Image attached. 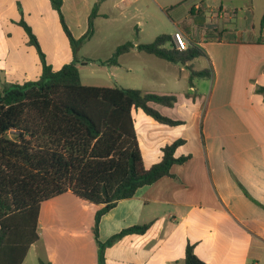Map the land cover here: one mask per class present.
Instances as JSON below:
<instances>
[{
	"label": "crops",
	"instance_id": "obj_1",
	"mask_svg": "<svg viewBox=\"0 0 264 264\" xmlns=\"http://www.w3.org/2000/svg\"><path fill=\"white\" fill-rule=\"evenodd\" d=\"M97 2L62 0L60 11L74 39L87 33ZM197 5L202 6L200 11L195 10ZM263 14L264 0H105L99 5L92 38L75 50L50 0H0V93L4 87L39 80L42 56L55 71L78 61L81 82L89 86L81 70L97 62L82 61H105L127 41L141 44L138 39L154 20L163 23L166 18L185 40L194 29L201 30L193 43L205 51L201 58L212 68L210 78L200 79L208 80L203 92L194 81L189 84L186 66L154 56L153 71L144 74L142 86L136 88L175 96L173 107L151 106L179 124H162L141 109L132 111L146 167L159 163L163 148L179 140L183 143L175 157H190L173 165L171 176L140 188L101 217V243L125 229L149 226L144 234H126L107 246L102 264H185L187 246L205 264H264V94L258 92L264 88ZM209 17L215 18V25L209 26ZM24 25L35 35L42 55ZM103 30L106 39L116 31L136 39L100 43L98 52L109 56L88 58L83 50ZM142 54L150 56L133 48L118 65L98 64L114 70L120 87L133 89L121 72L133 75L137 66L132 60L144 59ZM98 209L72 192L43 203L39 240L24 264L31 252L49 264H100L93 234Z\"/></svg>",
	"mask_w": 264,
	"mask_h": 264
},
{
	"label": "trees",
	"instance_id": "obj_2",
	"mask_svg": "<svg viewBox=\"0 0 264 264\" xmlns=\"http://www.w3.org/2000/svg\"><path fill=\"white\" fill-rule=\"evenodd\" d=\"M57 9L64 32L74 49L92 38L98 17V0L88 19L87 33L76 40L65 24L62 0H50ZM204 23V20L201 24ZM260 25L264 27V14ZM31 43L41 53L31 29L24 25ZM136 48L158 59L186 66L189 84L212 76V68L193 70L188 63L206 57L205 51L191 42L178 51L170 34L157 36L151 43L135 45L127 41L105 61L118 65L119 58ZM42 55V53H41ZM39 80L21 86L4 87L0 93V264H24L29 249L39 240L38 220L41 205L67 192L98 205L93 234L98 243L99 263L103 252L126 234H144L148 225L134 226L111 237L98 240L101 217L125 199L134 197L142 187L171 176V167L185 163L190 156L175 157L183 143L176 141L162 150L159 163L145 166L132 115L141 109L166 125H177L151 106L173 107L176 97L144 93L139 89L85 86L78 61L53 70L42 56ZM264 94V88L258 89ZM15 131L11 138L9 133ZM40 264H49L41 259ZM185 264H205L192 246L185 251Z\"/></svg>",
	"mask_w": 264,
	"mask_h": 264
},
{
	"label": "rangeland",
	"instance_id": "obj_3",
	"mask_svg": "<svg viewBox=\"0 0 264 264\" xmlns=\"http://www.w3.org/2000/svg\"><path fill=\"white\" fill-rule=\"evenodd\" d=\"M155 13H157V12H155ZM211 16H212V14H211ZM243 16H245V15H243ZM163 21L164 22L161 23L159 21L154 20V22H152L149 26V28H151V29L146 31L143 34V36L140 39H138L139 42L142 44L151 43L159 35L173 33L175 30V27L173 26V24L169 20H167L166 18H164ZM214 21H215V18L212 19L209 17V20H208L209 26L215 25ZM98 27L100 29H102V28L104 29L105 24L100 23V24H98ZM116 30H117V28H116ZM150 30H152V32H150ZM200 32H201V30L199 28L194 29L190 35L186 36V40L190 43L196 42L197 40H199V37L201 35ZM119 34H121V35H119ZM120 36H122V37H120ZM104 37H105V32L103 30V31H101V37L95 38V40L83 50V52H85V54H87L88 58H94L97 60H105V58H107L109 56V53H99L98 52V47H99L100 43H105V44L108 43V45H115L120 41L123 42L124 40H132V39L135 40L136 39L135 35H132V37H131V36L125 34L123 31L120 33H119V31H116L115 35H112L108 39H106ZM187 45H188V43H187ZM143 57H145V58L144 59L138 58L136 60H132V62H134L137 66V70L135 71V73L133 75H128L125 70H123L121 72L122 76L124 78H126V80H128L129 84H131V86H135V88H133V89H136V88L142 86L141 81H142L144 74L147 75L148 72L153 71L152 61L155 58H153L151 56H144V55H143ZM148 59H150V60H148ZM191 67L193 68V70L200 71V70L208 68V63H207L205 58H198V59L191 62ZM143 68H144V71H143ZM159 71H162L161 68H159ZM186 71H187V73H189L188 70H186ZM81 73H82L83 82L85 84H88L89 86L111 87V88L112 87H120L119 83H116L117 77H115V75H114V70H110V68L108 66L103 67V66H100L98 63H89L86 68L81 70ZM204 81H208V80H200V79L194 80V82L197 84V87L202 92H203V90H205V82ZM121 84H123L121 86L130 87V85H128L124 82H122ZM207 85H208V82L206 83V86ZM15 135H16L15 131H11L9 133V136L11 138H13ZM42 220H43V218H42ZM43 221H47V220H43ZM39 260H40V257L36 256L35 252H31V254H29V256L27 258V264H40Z\"/></svg>",
	"mask_w": 264,
	"mask_h": 264
},
{
	"label": "built area",
	"instance_id": "obj_4",
	"mask_svg": "<svg viewBox=\"0 0 264 264\" xmlns=\"http://www.w3.org/2000/svg\"><path fill=\"white\" fill-rule=\"evenodd\" d=\"M201 9H202L201 5L195 6V10L200 11ZM172 41L176 50L185 51L188 49L187 42L181 32L179 31L174 32L172 35Z\"/></svg>",
	"mask_w": 264,
	"mask_h": 264
}]
</instances>
